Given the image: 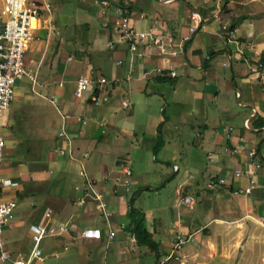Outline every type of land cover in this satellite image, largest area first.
I'll return each instance as SVG.
<instances>
[{
    "label": "crops",
    "instance_id": "obj_1",
    "mask_svg": "<svg viewBox=\"0 0 264 264\" xmlns=\"http://www.w3.org/2000/svg\"><path fill=\"white\" fill-rule=\"evenodd\" d=\"M36 1L41 14L36 19L34 39L25 55V63L37 71L36 82L30 87L49 100L52 94L56 95L57 105L70 113L64 120V127L72 140L75 156H60L53 150L58 142L56 132L63 124L55 104L58 115L49 119L51 133H37V129L45 128L44 122L30 125V137L50 139L48 150L42 148L37 157L27 158L20 157L19 149L4 148L0 172L16 182L2 189L5 198L16 201L15 216L5 225L3 236L4 246L13 258L18 254L29 257L33 246L31 233L38 222L45 221L48 208H51L53 223L69 220V228L43 238L39 245L45 257L43 260L31 258L30 264H43L46 256L59 252L56 248L63 246L65 249L72 241H82L91 245L90 248L103 243L107 233L105 221L91 204L74 205L76 192L73 186L81 182L78 168L82 164L95 175L110 170L121 157L127 158L132 166L133 206L143 212V226L157 241V248L152 250L136 239L133 244L130 239L133 233L127 227L128 204L108 195L115 212L116 236L112 240L119 243L120 249L126 248L124 245L130 241L125 252L118 253L117 261L143 264L141 257L133 253L137 245H144L154 256L149 264H157L171 250L176 232L195 234L197 229H191L195 220L185 215L176 201L177 209L169 218L156 204H140L146 189L155 194L163 183L162 170L150 177L144 167L151 153L157 161L159 151L166 148L169 137L166 129L170 126L179 129L180 138L172 144L168 139L167 147L173 149L172 163L178 166L174 170L171 164L169 174L177 177L181 172L174 186L175 193L177 185L183 182L186 183L184 192L193 195L194 207L185 206L187 209L195 208L196 199L219 203L230 198L238 201L247 214L264 215V172L255 166V162H264V68L255 69L257 62H264L263 0H109L107 7H102L98 0H80L89 15L83 18L79 28L77 23H73L74 26L67 23L71 19L67 20L70 15L65 12L64 25L55 40L52 35L60 25L52 18L50 9L54 3L58 5L66 0H53L48 8L44 6L48 0ZM116 3L129 6L130 21L136 28L157 27L164 41L170 42L168 49L176 51L168 55L170 60L165 62L166 55L158 54L155 45H151V54L147 57L131 54L127 42L112 28L114 13L111 6ZM93 4L97 6L95 12ZM257 7L263 10L256 12ZM194 10L199 13L200 20L192 17ZM51 23L55 30L49 35L47 25ZM225 24L234 25L235 36H229L222 28ZM193 25L197 26L196 31L189 34ZM200 31L203 34H199ZM65 45L72 47L65 50ZM46 47L51 48L49 55L45 52ZM216 54L219 57L216 58ZM43 56L47 58L45 63ZM76 57L82 61L80 71L75 75L65 73L67 61ZM117 59L121 62L117 63ZM165 64L174 66L175 76L146 73ZM225 66L230 72L223 70ZM80 75L91 79L106 77L110 81L105 85L108 100L99 105L92 104L89 96L93 86L78 95L73 94ZM60 81L62 85L58 84ZM19 82L16 88L22 85ZM125 99L129 101L128 106L122 103ZM9 106L4 118L9 115ZM74 114H80L86 122L82 123ZM245 119H248V125H245ZM251 147L256 150L252 159L248 156ZM82 151H88V155L83 156ZM44 154L45 159L42 158ZM48 168L53 172L48 173ZM235 168L241 170L239 175L234 174ZM56 172L61 176L59 182L68 184L71 181L69 193L64 187L58 191L53 187L56 179L52 175ZM189 173L193 175L191 180H187ZM210 176H225L227 180L224 185L210 189L205 187ZM45 179L47 182L43 184ZM251 181L253 186L249 193L232 192L233 188L244 187ZM27 196L36 198L29 206L23 205ZM19 205H23L21 210H18ZM121 221L126 222V228L122 230L118 229ZM198 225L202 226L201 223ZM81 231L92 236L82 237ZM127 250L132 252L126 253ZM1 263L14 264L11 260Z\"/></svg>",
    "mask_w": 264,
    "mask_h": 264
},
{
    "label": "built area",
    "instance_id": "obj_2",
    "mask_svg": "<svg viewBox=\"0 0 264 264\" xmlns=\"http://www.w3.org/2000/svg\"><path fill=\"white\" fill-rule=\"evenodd\" d=\"M102 7L110 5L109 0H98ZM49 2H45L44 6L49 7ZM114 13V19L112 28L117 32L120 39L125 40L128 44V49L131 54L139 57H147L151 54V45H155V51L158 54L166 55L165 62L170 60L168 55L176 53L175 50L168 49L170 46L169 41H164L161 33L155 25L148 27L147 29H139L132 25L129 17V9L126 4L116 3L111 6ZM40 5L36 0H0V126L2 124V118L5 110L9 106L10 102L14 98L15 86L23 79L29 81V83L36 82L37 71L25 63L26 51L30 42L34 39L33 29L36 27V19L40 17ZM192 17L200 20V15L197 11H192ZM227 31L228 25L222 26ZM197 26L193 25L190 28L189 34L196 31ZM55 30L54 25H47V33L50 35ZM230 32V33H229ZM227 31L229 36H235V28ZM186 38L189 35L185 36ZM110 44V42L108 43ZM69 59L72 56L68 57ZM117 63L121 62V59L116 60ZM225 64V62H223ZM264 68V62L259 61L255 66L258 70ZM155 76H175L174 66L165 64L164 66L153 67L146 73H151ZM110 82L104 76H98L95 79H91L86 75H80L76 79V84L73 89V94L78 95L82 91L93 86L90 93V101L94 105H99L101 102L108 100V93L105 89V85ZM94 83V84H92ZM62 85L63 82H59ZM96 86V88H95ZM63 120L62 126L56 132L57 144L53 147V150L60 156L74 157V149L72 146V140L65 130L64 120L70 116V113L63 111L59 105L56 104L57 96L52 94L50 97ZM123 105L128 106L129 101L122 100ZM75 118L82 123L86 122L85 118H82L80 114H74ZM245 125H248V119L244 121ZM105 129L103 128L102 131ZM117 135V134H116ZM4 138L0 135V165L3 159ZM236 151V149L234 148ZM83 156L88 155V151H82ZM256 155L254 147L248 149L249 158H253ZM257 169L264 172V162H255ZM174 170L178 168L176 164H173ZM48 173H52L53 169L48 168ZM132 166L127 158H118L117 164L110 170H103L98 174H90L85 166L82 164L78 168V175L81 182L74 184L73 189L76 192L73 198V203L76 206L92 205L95 213L101 217L106 224V245L116 236L115 228L113 226L114 210L110 206L108 195L115 196L119 201L126 202L130 207V200L134 195L132 187ZM241 170L239 168L234 169V174L239 175ZM193 178L192 174H188L187 180ZM225 176H210L205 181V187L210 189H216L226 183ZM16 183L9 176H4L0 172V263L5 260H11L14 264H30L31 258H37L43 260L45 254L43 253L39 243L46 236L57 235L61 232H65L69 226L68 221H60L53 223L51 219V208H48L45 212V221L40 222L35 226L34 231L31 233L33 246L30 251V255L27 258H23L21 254L16 257H12L10 251L4 246V239L2 236L3 227L8 224L12 219L14 208L16 207V201L13 198H5L2 194V189L5 186H9ZM186 183H179L176 187V191L179 196L176 198V203L184 204L189 209L194 207V197L191 193L184 192ZM253 186L252 181L244 187H236L232 189L234 194L249 193ZM259 223L264 226V215H261L257 219ZM126 228V223L121 221L118 225V229L122 230ZM80 235L92 236V234L86 231H81ZM194 233L192 232H176L175 240L170 252L157 264H168V260L173 257L176 250H178L184 243L190 242L193 239ZM130 239L134 242V235H130ZM59 252L54 251V255L57 256Z\"/></svg>",
    "mask_w": 264,
    "mask_h": 264
},
{
    "label": "rangeland",
    "instance_id": "obj_3",
    "mask_svg": "<svg viewBox=\"0 0 264 264\" xmlns=\"http://www.w3.org/2000/svg\"><path fill=\"white\" fill-rule=\"evenodd\" d=\"M52 1L48 0V2L53 3ZM254 1L256 2V0ZM93 6V11H97V6L94 4ZM258 10L263 9L257 7L256 12H259ZM65 12H68L70 15L67 20L71 19L67 23L73 26V23H77L79 24V28L83 18L89 15L82 7L80 0H66L65 3L62 2L58 5L54 3L50 9V13L54 20H58L60 27L58 26L56 32L52 35L53 40L59 38V32L62 30V25H64L62 19ZM203 28L204 25L201 31ZM229 30L227 29L228 32ZM201 31L199 34H203ZM71 47L69 45L63 46L65 50ZM50 50V47H46L45 52L49 55ZM217 57L219 56L216 54ZM46 59L43 56V63H45L44 60ZM66 65L65 73L75 75L82 68V61L76 57L71 61H67ZM223 68V70L230 72L228 66ZM27 82L29 81L25 79L19 83L23 85L28 84ZM166 83L169 84V82ZM30 84L27 87L26 85L24 87L22 85L18 88L15 87L14 98L8 108L9 115H7V118H2L0 126V135L4 138V148H9L10 150L12 148L19 149L20 153H22L20 157L25 156L27 158L37 157L38 154H41L40 150L42 148L48 150L50 146V139L48 140L45 136H29V132H32L30 125L36 123L38 125L44 122L46 123L45 128L37 129V133L43 134V132L47 133V131L51 133L52 131H49L48 126L49 119L58 115L54 103L47 97L39 95L34 89L33 91ZM57 103L58 101H56ZM167 108H170V104ZM36 113L37 116H35ZM166 132L169 135L165 144L166 148H162L159 151L157 161L152 158L151 153L144 167V169L148 170L150 177H153L156 172L162 170L164 173L163 183L158 187L159 191H155V194L152 192L153 190L146 189L145 194L140 197V204L142 202L145 206L148 203L156 204L159 208L164 209L163 214L166 215V218H169L173 210L176 211L177 209L175 201L179 195L175 193L174 186L181 177V172L177 177L169 174L171 164L173 165L171 159L173 149L167 146L169 144L168 139H171L170 144L174 140H179L180 132L179 129L173 126H170L168 130L166 129ZM42 156L45 159V154ZM169 163L170 165L168 166ZM159 167H162V169H159ZM52 176L56 179L53 187L57 191L59 188L64 187L65 192H70V185L72 187L71 181H68V184L59 182L61 176L57 172ZM42 182L45 184L47 180L45 179ZM19 199L21 198L19 197ZM35 199L34 196H27L24 199L25 204L23 205L29 206L30 201L35 202ZM23 205H19L18 210H21ZM179 209L185 215L195 220V223L194 221L191 223V229L197 230L190 242L184 243L179 250L175 251L173 257L168 260V264H264V226L257 220L259 216L257 217L255 214L251 215V213L247 214L248 212L240 207L238 201L229 198L219 203H208L207 201L204 202V199L201 198L200 201L196 199L195 208L192 211L187 209L184 204H180ZM200 223L202 226L198 225ZM4 227L2 236L5 233ZM105 240L104 238L103 241L105 242ZM104 242L91 248L89 247L91 245L82 241L69 242L65 249L63 246L56 248L60 252L57 256H46L43 264H124L117 261V255L120 251L122 253L125 252L124 249L126 250L129 247L130 241L128 240V243L124 245L126 248L121 247V249L119 243L114 240L108 243V247H106V243ZM128 252H132V250H127L126 253ZM133 254L140 256L143 264H149L153 260L152 253L144 245H137Z\"/></svg>",
    "mask_w": 264,
    "mask_h": 264
},
{
    "label": "trees",
    "instance_id": "obj_4",
    "mask_svg": "<svg viewBox=\"0 0 264 264\" xmlns=\"http://www.w3.org/2000/svg\"><path fill=\"white\" fill-rule=\"evenodd\" d=\"M127 7L129 9L128 5H127ZM228 28L232 29V28H234V25L230 24V25H228ZM133 198H134V195L132 196V198L130 200V207L128 210L129 217H128V222H127V227L130 228V230H131L130 232L133 233V235L136 239V242H138L140 244H143V243L147 244L152 250H154L155 248H157V241H155L152 238L151 233L149 231H147L146 228L143 226L144 214H143V212L139 211L138 208L133 207V201H134Z\"/></svg>",
    "mask_w": 264,
    "mask_h": 264
},
{
    "label": "bare ground",
    "instance_id": "obj_5",
    "mask_svg": "<svg viewBox=\"0 0 264 264\" xmlns=\"http://www.w3.org/2000/svg\"><path fill=\"white\" fill-rule=\"evenodd\" d=\"M44 26V25H43ZM43 28H45V27H43ZM40 60V59H39ZM39 66V65H38ZM38 68V67H37ZM28 83V82H27ZM34 91V90H33ZM39 94V93H38ZM140 188V187H139ZM137 192V191H136ZM190 193V192H189ZM134 199V198H133ZM195 202V201H194ZM127 204V203H126ZM132 204V203H131ZM134 207V206H133ZM133 209V208H132ZM135 209V208H134ZM13 216H14V214H13ZM97 216V215H96ZM102 220V219H101ZM104 221V220H103ZM136 221V220H135ZM39 223V222H38ZM126 223V222H125ZM114 224V223H113ZM131 224V223H130ZM139 224V223H138ZM45 238V237H44ZM138 240V239H137ZM133 244H136V243H134L133 242ZM41 246V245H40ZM107 246V245H106ZM160 250V249H159ZM179 250V249H178ZM156 254H158V253H156ZM155 254V255H156ZM157 256V255H156ZM154 257V256H153ZM176 257V256H175ZM157 258V257H156ZM162 260V259H161ZM156 261V260H155ZM154 262V261H153ZM2 264V263H1ZM154 264V263H153Z\"/></svg>",
    "mask_w": 264,
    "mask_h": 264
}]
</instances>
